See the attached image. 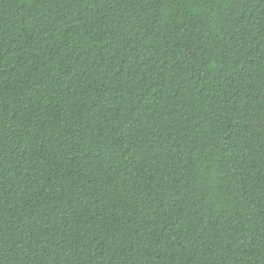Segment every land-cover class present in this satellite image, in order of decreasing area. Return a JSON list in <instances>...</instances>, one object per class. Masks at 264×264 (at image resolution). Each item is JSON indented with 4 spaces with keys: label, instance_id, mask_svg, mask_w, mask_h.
<instances>
[{
    "label": "trees",
    "instance_id": "1",
    "mask_svg": "<svg viewBox=\"0 0 264 264\" xmlns=\"http://www.w3.org/2000/svg\"><path fill=\"white\" fill-rule=\"evenodd\" d=\"M0 264H264V0H0Z\"/></svg>",
    "mask_w": 264,
    "mask_h": 264
}]
</instances>
